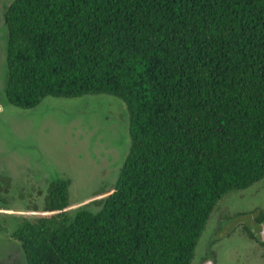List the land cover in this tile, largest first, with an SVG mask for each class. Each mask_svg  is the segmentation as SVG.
<instances>
[{
  "label": "trees",
  "instance_id": "16d2710c",
  "mask_svg": "<svg viewBox=\"0 0 264 264\" xmlns=\"http://www.w3.org/2000/svg\"><path fill=\"white\" fill-rule=\"evenodd\" d=\"M4 17L9 103L105 93L129 113L101 209L73 215L71 179L49 181L10 235L26 264H192L219 202L264 179V0H13Z\"/></svg>",
  "mask_w": 264,
  "mask_h": 264
},
{
  "label": "rangeland",
  "instance_id": "374dc122",
  "mask_svg": "<svg viewBox=\"0 0 264 264\" xmlns=\"http://www.w3.org/2000/svg\"><path fill=\"white\" fill-rule=\"evenodd\" d=\"M12 1L0 0V259L26 264L21 245L10 235L40 214L49 181L71 179L73 215L83 207L98 211L118 179L131 139L127 105L110 94L48 96L30 109L8 102L4 6ZM253 211L264 212V179L219 202L192 264L208 258L214 264H264L263 251L259 256L258 244L243 227L250 225Z\"/></svg>",
  "mask_w": 264,
  "mask_h": 264
},
{
  "label": "flooded vegetation",
  "instance_id": "af4514ba",
  "mask_svg": "<svg viewBox=\"0 0 264 264\" xmlns=\"http://www.w3.org/2000/svg\"><path fill=\"white\" fill-rule=\"evenodd\" d=\"M9 4H7V5H9ZM7 5L4 6V10H5V7ZM4 25H5V39H6L5 17H4ZM5 61H6V59H5ZM6 70H7V68H6ZM5 79H6V77H5ZM262 215H264L263 211L250 212V225H247V227H246V225L243 224V227L247 231L250 242H252L251 240H253L254 242H256L258 244L259 256H261L262 251H263V254H262V258H263L264 257V241L261 239V232H262V223L264 222V220H263L264 216L262 219L260 218ZM229 219H233V217H229ZM221 228H222V226H221ZM247 249L250 251V243H249V246ZM260 250H261V252H260ZM208 259H210V258H208ZM208 259H206V260H208Z\"/></svg>",
  "mask_w": 264,
  "mask_h": 264
},
{
  "label": "water",
  "instance_id": "95a60500",
  "mask_svg": "<svg viewBox=\"0 0 264 264\" xmlns=\"http://www.w3.org/2000/svg\"><path fill=\"white\" fill-rule=\"evenodd\" d=\"M261 239L264 241V222L262 223ZM202 264H214L212 259L204 261Z\"/></svg>",
  "mask_w": 264,
  "mask_h": 264
}]
</instances>
